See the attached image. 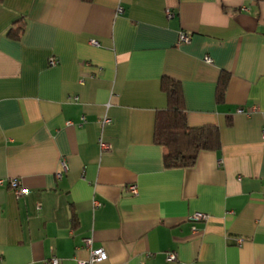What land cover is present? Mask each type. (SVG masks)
Listing matches in <instances>:
<instances>
[{
  "label": "crops",
  "instance_id": "obj_1",
  "mask_svg": "<svg viewBox=\"0 0 264 264\" xmlns=\"http://www.w3.org/2000/svg\"><path fill=\"white\" fill-rule=\"evenodd\" d=\"M164 77L220 130L191 168L154 142ZM0 180V264H79L87 238L96 264H264V0H0Z\"/></svg>",
  "mask_w": 264,
  "mask_h": 264
},
{
  "label": "trees",
  "instance_id": "obj_2",
  "mask_svg": "<svg viewBox=\"0 0 264 264\" xmlns=\"http://www.w3.org/2000/svg\"><path fill=\"white\" fill-rule=\"evenodd\" d=\"M91 1V0H87ZM24 24L17 30H10L13 38H20ZM230 75H221L217 101L224 100ZM161 87L168 97V108L157 114L154 142L164 148L163 162L167 169L191 168L202 152H214L221 148L220 130L216 126L191 128L187 124L183 89L180 82L164 77Z\"/></svg>",
  "mask_w": 264,
  "mask_h": 264
},
{
  "label": "built area",
  "instance_id": "obj_3",
  "mask_svg": "<svg viewBox=\"0 0 264 264\" xmlns=\"http://www.w3.org/2000/svg\"><path fill=\"white\" fill-rule=\"evenodd\" d=\"M168 17L169 18L173 17L171 12H168ZM189 40H190V37L186 33H182L180 35V42L186 43V42H189ZM93 43L96 44V42H93ZM205 61L207 63H211L210 58H206ZM58 63L59 62L56 59L50 60V66H56V65H58ZM256 111H257V108H253L251 110V113L256 112ZM239 113L249 114L248 112H246L244 110H239ZM111 122H112L111 119L108 117L104 118L102 121L103 125H109V124H111ZM99 144H100V148L102 151L110 149L109 145L104 142L103 138H100ZM63 167H64V170H66L65 164L63 165ZM61 177H62V174L59 173L58 178L60 179ZM5 182H6V180H0V186H4ZM8 183H9L10 188L13 190V192L17 198H20V197H23V196H26L29 194V190L21 187L18 180L11 179V180H8ZM130 189L133 193H135V194L137 193V187L136 186H132ZM96 205L100 206L98 203H96ZM189 219L192 223H200V222H205L208 219V216L206 214H203V213H196V214L192 215ZM193 231H197V228L195 226H193ZM239 243H242V240H239ZM84 244L90 250V259L88 261H80L79 264H96V263H102V262H105L108 260V254L106 253V251L103 248H98V249L93 248V240L92 239H90V238L85 239ZM148 257L150 258L151 255ZM168 259L170 261H175L176 255L175 254H169ZM49 264H60V262L58 259L53 258L49 262Z\"/></svg>",
  "mask_w": 264,
  "mask_h": 264
}]
</instances>
